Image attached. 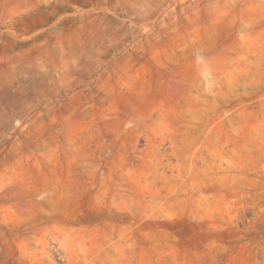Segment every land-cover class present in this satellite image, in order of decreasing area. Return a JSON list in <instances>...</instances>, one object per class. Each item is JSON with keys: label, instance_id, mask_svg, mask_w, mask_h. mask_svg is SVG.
<instances>
[{"label": "rangeland", "instance_id": "rangeland-1", "mask_svg": "<svg viewBox=\"0 0 264 264\" xmlns=\"http://www.w3.org/2000/svg\"><path fill=\"white\" fill-rule=\"evenodd\" d=\"M0 264H264V0H0Z\"/></svg>", "mask_w": 264, "mask_h": 264}]
</instances>
